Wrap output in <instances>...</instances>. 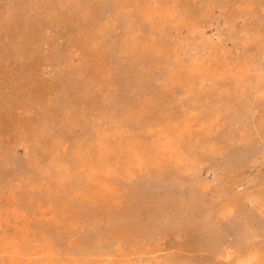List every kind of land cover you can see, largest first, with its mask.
I'll return each mask as SVG.
<instances>
[{
    "label": "rangeland",
    "instance_id": "rangeland-1",
    "mask_svg": "<svg viewBox=\"0 0 264 264\" xmlns=\"http://www.w3.org/2000/svg\"><path fill=\"white\" fill-rule=\"evenodd\" d=\"M0 264H264V0H0Z\"/></svg>",
    "mask_w": 264,
    "mask_h": 264
}]
</instances>
